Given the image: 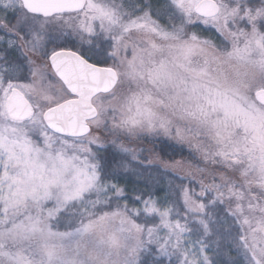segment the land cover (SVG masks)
I'll use <instances>...</instances> for the list:
<instances>
[{
    "label": "snow or ice",
    "instance_id": "snow-or-ice-1",
    "mask_svg": "<svg viewBox=\"0 0 264 264\" xmlns=\"http://www.w3.org/2000/svg\"><path fill=\"white\" fill-rule=\"evenodd\" d=\"M161 256L264 264V0H0V264Z\"/></svg>",
    "mask_w": 264,
    "mask_h": 264
},
{
    "label": "rangeland",
    "instance_id": "rangeland-1",
    "mask_svg": "<svg viewBox=\"0 0 264 264\" xmlns=\"http://www.w3.org/2000/svg\"><path fill=\"white\" fill-rule=\"evenodd\" d=\"M154 2H156V0H154ZM159 2L163 3V0H159ZM72 41H74V43H75L74 39L67 38V42H68L69 46H72L70 44V42H72ZM53 83L55 84V81H53ZM99 134L103 135V133H99ZM133 147H136V145H133ZM149 171L155 173V169H149ZM155 174L157 175V178H158V181H159L158 183H154L152 181H148V184H145V182L143 181L142 178H139V177H136V176H133V175L121 176L119 182H120V184H123V186H125V187L129 186V184H127V182H131V184H133V185H135L134 183H137L140 186V190L138 191L139 193L140 192H150V193L154 194L158 198L163 199L165 197H168V198L174 200L176 198V196H177V193H176L175 189H173V191L169 195V193H168V183H167L168 180L173 179V178L172 177L161 176V175H159V173H155ZM179 183H180V181L177 180L176 184H179ZM139 193H136V194H139ZM136 194H134V195H136ZM210 255H211V253H210Z\"/></svg>",
    "mask_w": 264,
    "mask_h": 264
},
{
    "label": "trees",
    "instance_id": "trees-1",
    "mask_svg": "<svg viewBox=\"0 0 264 264\" xmlns=\"http://www.w3.org/2000/svg\"><path fill=\"white\" fill-rule=\"evenodd\" d=\"M70 44H74V41L70 42ZM140 146H147V147H150L151 145H148L147 142H141V145ZM147 154V153H146ZM145 154V155H146ZM163 155V154H162ZM167 158V157H166ZM127 184H129V186H126L127 187V190L128 192L134 196V194L136 193H139L138 191L140 190V186L139 184L137 183H134L135 185L131 184V182H127ZM131 184V185H130ZM123 186V184H121ZM133 189H135L136 191L134 192ZM133 193V194H132ZM158 259H162L164 260V264H171V262L168 260L167 257H158ZM174 259V258H173Z\"/></svg>",
    "mask_w": 264,
    "mask_h": 264
}]
</instances>
